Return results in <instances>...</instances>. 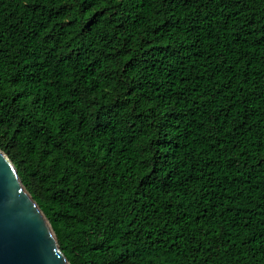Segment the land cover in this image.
<instances>
[{"label": "trees", "instance_id": "obj_1", "mask_svg": "<svg viewBox=\"0 0 264 264\" xmlns=\"http://www.w3.org/2000/svg\"><path fill=\"white\" fill-rule=\"evenodd\" d=\"M0 149L71 264H264V0H0Z\"/></svg>", "mask_w": 264, "mask_h": 264}, {"label": "water", "instance_id": "obj_2", "mask_svg": "<svg viewBox=\"0 0 264 264\" xmlns=\"http://www.w3.org/2000/svg\"><path fill=\"white\" fill-rule=\"evenodd\" d=\"M0 264H71L47 216L0 149Z\"/></svg>", "mask_w": 264, "mask_h": 264}]
</instances>
